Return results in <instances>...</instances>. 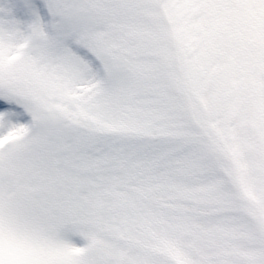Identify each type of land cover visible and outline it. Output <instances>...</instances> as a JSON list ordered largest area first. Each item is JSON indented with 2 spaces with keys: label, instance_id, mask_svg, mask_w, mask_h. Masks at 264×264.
Instances as JSON below:
<instances>
[{
  "label": "snow or ice",
  "instance_id": "1",
  "mask_svg": "<svg viewBox=\"0 0 264 264\" xmlns=\"http://www.w3.org/2000/svg\"><path fill=\"white\" fill-rule=\"evenodd\" d=\"M0 264H264V0H0Z\"/></svg>",
  "mask_w": 264,
  "mask_h": 264
}]
</instances>
